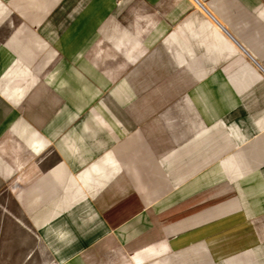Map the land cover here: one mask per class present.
Instances as JSON below:
<instances>
[{
	"label": "crops",
	"instance_id": "obj_1",
	"mask_svg": "<svg viewBox=\"0 0 264 264\" xmlns=\"http://www.w3.org/2000/svg\"><path fill=\"white\" fill-rule=\"evenodd\" d=\"M3 23L0 264H264V0Z\"/></svg>",
	"mask_w": 264,
	"mask_h": 264
},
{
	"label": "rangeland",
	"instance_id": "obj_2",
	"mask_svg": "<svg viewBox=\"0 0 264 264\" xmlns=\"http://www.w3.org/2000/svg\"><path fill=\"white\" fill-rule=\"evenodd\" d=\"M6 1V3L8 4V0H4ZM15 19V17H14ZM16 23H18V19L16 18L15 19ZM9 31V28L7 27L6 23H3L1 26H0V40L7 34V32Z\"/></svg>",
	"mask_w": 264,
	"mask_h": 264
},
{
	"label": "bare ground",
	"instance_id": "obj_3",
	"mask_svg": "<svg viewBox=\"0 0 264 264\" xmlns=\"http://www.w3.org/2000/svg\"><path fill=\"white\" fill-rule=\"evenodd\" d=\"M11 23V22H10ZM12 24V23H11ZM10 25V24H9Z\"/></svg>",
	"mask_w": 264,
	"mask_h": 264
}]
</instances>
